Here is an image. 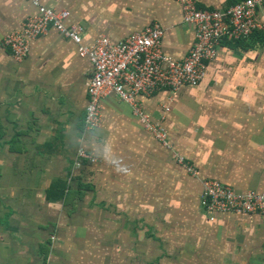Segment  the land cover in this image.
<instances>
[{
  "label": "crops",
  "instance_id": "0c3cea01",
  "mask_svg": "<svg viewBox=\"0 0 264 264\" xmlns=\"http://www.w3.org/2000/svg\"><path fill=\"white\" fill-rule=\"evenodd\" d=\"M194 1L224 12L244 0ZM42 4L68 11L66 26L85 27L89 45L153 24L164 27L161 47L174 60L194 41L176 0ZM36 13L28 0H0V264L258 263L264 217L211 214L200 197L205 179L264 191V32L223 39L198 86L141 97L169 132V151L113 93L103 100L100 126H85L94 66L73 39L52 28L25 60L14 59L4 37ZM257 19L264 23V10ZM81 147L97 161L75 168Z\"/></svg>",
  "mask_w": 264,
  "mask_h": 264
},
{
  "label": "built area",
  "instance_id": "2783aa9c",
  "mask_svg": "<svg viewBox=\"0 0 264 264\" xmlns=\"http://www.w3.org/2000/svg\"><path fill=\"white\" fill-rule=\"evenodd\" d=\"M28 1L37 13L22 29L4 37V46L14 59L25 60L32 43L52 28L73 39L81 55L89 57L94 66L87 81L85 126L88 129L100 126L103 100L113 93L131 107L144 128L169 151L174 150L169 132L163 121H154L144 111L141 97L160 90L177 93L184 87L198 86L206 77L208 63L217 57L223 39L240 41L255 32H264V23L257 19L258 12L264 10V0H244L224 12L201 10L194 0H176L182 6L185 24L194 27V41L182 60H174L162 50L165 29L160 24L145 27L118 42L101 36L89 45L84 41L85 27L66 26L70 18L68 11L47 8L42 0ZM176 159L191 176H198V170L185 157L177 154ZM85 161L96 162L97 157L81 147L77 151L75 168H81ZM202 186L200 206L206 212L264 216V191H236L212 179H205Z\"/></svg>",
  "mask_w": 264,
  "mask_h": 264
},
{
  "label": "trees",
  "instance_id": "16d2710c",
  "mask_svg": "<svg viewBox=\"0 0 264 264\" xmlns=\"http://www.w3.org/2000/svg\"><path fill=\"white\" fill-rule=\"evenodd\" d=\"M254 34L257 35V34H262V33H261V32H255ZM254 34H253V35H254ZM253 35H251V36H253ZM251 36H250V37H251ZM241 40H243V39H240V41H241ZM240 41H236V42H240ZM4 132H5V131H4V128H3L2 124H1V121H0V141L4 138Z\"/></svg>",
  "mask_w": 264,
  "mask_h": 264
},
{
  "label": "rangeland",
  "instance_id": "374dc122",
  "mask_svg": "<svg viewBox=\"0 0 264 264\" xmlns=\"http://www.w3.org/2000/svg\"><path fill=\"white\" fill-rule=\"evenodd\" d=\"M178 163V162H177ZM179 164V163H178ZM264 217V216H263ZM256 264H264V256H261L259 259H258V263Z\"/></svg>",
  "mask_w": 264,
  "mask_h": 264
}]
</instances>
